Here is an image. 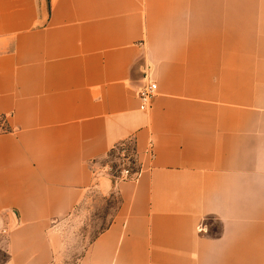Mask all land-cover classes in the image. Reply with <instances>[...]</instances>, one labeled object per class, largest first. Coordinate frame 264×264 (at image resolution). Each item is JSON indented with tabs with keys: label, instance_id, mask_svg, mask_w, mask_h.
I'll use <instances>...</instances> for the list:
<instances>
[{
	"label": "crops",
	"instance_id": "crops-1",
	"mask_svg": "<svg viewBox=\"0 0 264 264\" xmlns=\"http://www.w3.org/2000/svg\"><path fill=\"white\" fill-rule=\"evenodd\" d=\"M107 194L77 264H264V0H0V264Z\"/></svg>",
	"mask_w": 264,
	"mask_h": 264
},
{
	"label": "rangeland",
	"instance_id": "rangeland-1",
	"mask_svg": "<svg viewBox=\"0 0 264 264\" xmlns=\"http://www.w3.org/2000/svg\"><path fill=\"white\" fill-rule=\"evenodd\" d=\"M112 160L116 163V167L111 169L109 164ZM99 161L110 173L119 174L121 164L118 163H121V160L106 155ZM87 201L62 225L63 246L53 264H77L86 246L106 226L119 207V200L112 194L94 195ZM4 258L5 253L0 250V260Z\"/></svg>",
	"mask_w": 264,
	"mask_h": 264
},
{
	"label": "built area",
	"instance_id": "built-area-1",
	"mask_svg": "<svg viewBox=\"0 0 264 264\" xmlns=\"http://www.w3.org/2000/svg\"><path fill=\"white\" fill-rule=\"evenodd\" d=\"M156 91V84L154 82H147L137 92V98L139 102V109L146 110L150 107L151 100ZM117 160H121V167L119 174L110 173L112 176H117L121 179L133 180L139 174L137 168V162L134 152L129 144H121L117 151ZM106 168V167H105ZM111 168V167H109ZM108 170V168H106ZM112 169V168H111ZM110 172V171H109Z\"/></svg>",
	"mask_w": 264,
	"mask_h": 264
},
{
	"label": "trees",
	"instance_id": "trees-1",
	"mask_svg": "<svg viewBox=\"0 0 264 264\" xmlns=\"http://www.w3.org/2000/svg\"><path fill=\"white\" fill-rule=\"evenodd\" d=\"M119 148H120V145L119 146H117V147H115V148H113V149H111L109 152H108V156H110V157H112L113 159H116L117 157H118V155H117V151L119 150ZM110 167L111 168H115L116 167V163L112 160V162H110Z\"/></svg>",
	"mask_w": 264,
	"mask_h": 264
}]
</instances>
